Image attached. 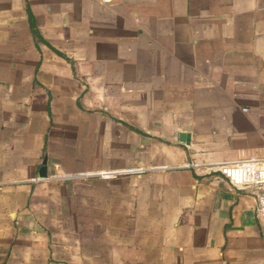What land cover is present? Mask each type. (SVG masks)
Listing matches in <instances>:
<instances>
[{"label": "crops", "instance_id": "1", "mask_svg": "<svg viewBox=\"0 0 264 264\" xmlns=\"http://www.w3.org/2000/svg\"><path fill=\"white\" fill-rule=\"evenodd\" d=\"M252 156L264 0H0V264H264Z\"/></svg>", "mask_w": 264, "mask_h": 264}, {"label": "built area", "instance_id": "2", "mask_svg": "<svg viewBox=\"0 0 264 264\" xmlns=\"http://www.w3.org/2000/svg\"><path fill=\"white\" fill-rule=\"evenodd\" d=\"M105 4L112 3L114 0H97ZM228 181L235 187L246 188L254 187L256 192V214L264 218V158L263 157H246L236 162L220 163L214 166ZM135 172L131 170H115V171H102L95 174L79 173L78 175H47L46 177H36L33 181L40 182L44 180H64L72 179L76 176L79 178H87L91 176L112 177L121 174Z\"/></svg>", "mask_w": 264, "mask_h": 264}, {"label": "water", "instance_id": "3", "mask_svg": "<svg viewBox=\"0 0 264 264\" xmlns=\"http://www.w3.org/2000/svg\"><path fill=\"white\" fill-rule=\"evenodd\" d=\"M46 160L43 162V165L40 169V175L43 177H46L48 175V169H47V164Z\"/></svg>", "mask_w": 264, "mask_h": 264}, {"label": "trees", "instance_id": "4", "mask_svg": "<svg viewBox=\"0 0 264 264\" xmlns=\"http://www.w3.org/2000/svg\"><path fill=\"white\" fill-rule=\"evenodd\" d=\"M31 24H32V29H33V31H34L35 33H37L38 31H37V28H36L35 22H34V20H33V17H31Z\"/></svg>", "mask_w": 264, "mask_h": 264}]
</instances>
